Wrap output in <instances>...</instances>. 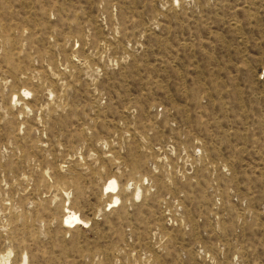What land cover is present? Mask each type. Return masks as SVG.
Here are the masks:
<instances>
[{
  "label": "rangeland",
  "instance_id": "1",
  "mask_svg": "<svg viewBox=\"0 0 264 264\" xmlns=\"http://www.w3.org/2000/svg\"><path fill=\"white\" fill-rule=\"evenodd\" d=\"M0 264H264V0H0Z\"/></svg>",
  "mask_w": 264,
  "mask_h": 264
},
{
  "label": "bare ground",
  "instance_id": "2",
  "mask_svg": "<svg viewBox=\"0 0 264 264\" xmlns=\"http://www.w3.org/2000/svg\"><path fill=\"white\" fill-rule=\"evenodd\" d=\"M118 187V183H117V181L115 180V179H110V181H109V184L108 185H106V190L107 189H109L108 191L109 192H115L116 190V188ZM117 200H119V198H118V196H115L114 197V201H111V203H113V202H115V201H117ZM65 216H64V219H63V224H64V226H74V225H76V224H81V223H85L84 221H83V219L80 217V215L78 214V213H76V212H74V211H72V210H68V209H66V211H65ZM87 224V223H86ZM26 259V258H25ZM25 261V260H24ZM23 261V262H24ZM8 261L6 260L4 263H7Z\"/></svg>",
  "mask_w": 264,
  "mask_h": 264
}]
</instances>
